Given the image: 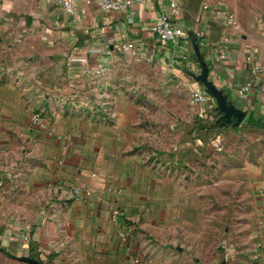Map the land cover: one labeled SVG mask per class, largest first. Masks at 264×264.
<instances>
[{"label":"crops","instance_id":"obj_1","mask_svg":"<svg viewBox=\"0 0 264 264\" xmlns=\"http://www.w3.org/2000/svg\"><path fill=\"white\" fill-rule=\"evenodd\" d=\"M176 1L180 15L173 21L200 32L202 39L157 40L152 25L158 15L169 13V0H143L118 12L82 3L67 12L53 0H0V144L5 145L0 153H10L19 160L16 167L26 170L39 169L51 158L61 159L66 162V170L59 174L62 180L88 194L74 199L62 213L69 229L56 228L59 218H54L50 228L39 225L38 232L29 235L31 244L67 250L74 260L71 264H90L91 249L97 251L93 262L105 256L99 245L112 239L105 226L109 200L114 199L106 193L108 184L130 188L128 168H137L140 156L134 149L125 152V144L115 138L120 132L127 144L134 142L139 121L134 113L131 117L125 113L119 98H99L109 91L103 87L105 76L95 78L99 65L110 67L122 54L167 64L188 79L192 90L206 95L202 110L220 113L216 98L196 79L204 76L244 118L264 123V23L256 34L239 33L226 22L231 14L227 0ZM246 83H252L254 90L239 95ZM33 115L40 117L41 127L31 125ZM94 240L98 247H93ZM109 243L110 248L117 247ZM110 248L103 250L108 256L114 254ZM21 251V258L29 260L30 248Z\"/></svg>","mask_w":264,"mask_h":264},{"label":"rangeland","instance_id":"obj_2","mask_svg":"<svg viewBox=\"0 0 264 264\" xmlns=\"http://www.w3.org/2000/svg\"><path fill=\"white\" fill-rule=\"evenodd\" d=\"M226 8L239 33L256 34L264 23V0H227ZM96 72L109 88L99 98H119L125 113L139 121L134 142L127 144L120 132L115 138L125 152L134 149L140 156L138 167L128 168L130 188L108 184L106 193L114 199L105 227L112 239L99 245L105 256L97 263V251L87 253L90 264H264V123L202 110L191 103L186 77L140 54H122ZM9 154L0 153V264L73 263L67 250L52 251L44 240L47 248L30 238L54 218L56 228L69 229L62 213L88 194L62 180L61 159L26 170ZM20 232L30 238H12ZM27 247L29 260L21 258ZM106 248L114 254L106 255Z\"/></svg>","mask_w":264,"mask_h":264},{"label":"built area","instance_id":"obj_3","mask_svg":"<svg viewBox=\"0 0 264 264\" xmlns=\"http://www.w3.org/2000/svg\"><path fill=\"white\" fill-rule=\"evenodd\" d=\"M143 0H53V2L60 6L64 11H71L72 7L77 3H82L86 6H94L100 9L103 12H118L124 11L127 8L131 7L135 2H142ZM169 13L160 14L156 17L153 25L152 32L157 38L158 41L164 43H178L179 41H186L190 38L202 39L203 35L200 32H193L185 29L180 26L176 22L173 21L174 17H178L180 15V9L176 0H169ZM226 22L228 26H235L236 21L232 14H229ZM226 55L224 53L220 54V58L224 59ZM249 60V58H247ZM105 66L99 65L96 70L98 72H103ZM253 71L258 73L260 68L255 66ZM254 90V85L252 83L244 84L237 93L239 95L251 92ZM263 90V89H262ZM191 103L194 105H205L207 103L206 95L200 91L199 89H194L191 91L190 96ZM31 125L37 126L40 124V117L38 115H33L30 117ZM77 192V190H76ZM115 214L113 215V217ZM15 236L12 238H16L18 240H28L29 234L20 232L18 234H14ZM10 236H12L10 234Z\"/></svg>","mask_w":264,"mask_h":264},{"label":"water","instance_id":"obj_4","mask_svg":"<svg viewBox=\"0 0 264 264\" xmlns=\"http://www.w3.org/2000/svg\"><path fill=\"white\" fill-rule=\"evenodd\" d=\"M204 77V76H203ZM202 76L200 78H196L205 84L208 89V92L216 98L218 103L219 112L223 114V118L230 120L234 118L237 122L242 121L244 119V114L233 109L231 106L228 105L226 102L225 97H223L220 93H218L212 86L206 83L205 79ZM31 264H38L37 262H30Z\"/></svg>","mask_w":264,"mask_h":264},{"label":"trees","instance_id":"obj_5","mask_svg":"<svg viewBox=\"0 0 264 264\" xmlns=\"http://www.w3.org/2000/svg\"><path fill=\"white\" fill-rule=\"evenodd\" d=\"M249 122H253L251 119H247ZM261 122H253V124H260Z\"/></svg>","mask_w":264,"mask_h":264}]
</instances>
